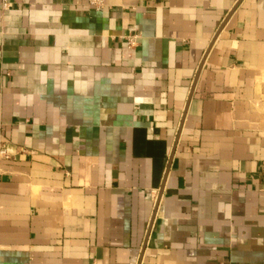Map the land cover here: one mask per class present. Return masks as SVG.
Listing matches in <instances>:
<instances>
[{"label":"crops","instance_id":"obj_1","mask_svg":"<svg viewBox=\"0 0 264 264\" xmlns=\"http://www.w3.org/2000/svg\"><path fill=\"white\" fill-rule=\"evenodd\" d=\"M10 1L0 264H264V0Z\"/></svg>","mask_w":264,"mask_h":264},{"label":"built area","instance_id":"obj_2","mask_svg":"<svg viewBox=\"0 0 264 264\" xmlns=\"http://www.w3.org/2000/svg\"><path fill=\"white\" fill-rule=\"evenodd\" d=\"M12 2L10 0H1V7L8 9ZM88 7L94 10H101L105 6V0H87ZM138 35L132 34L127 36L128 45L133 46L137 41ZM6 149L0 147V154H5ZM259 174L261 176V189L264 190V167L260 169Z\"/></svg>","mask_w":264,"mask_h":264}]
</instances>
